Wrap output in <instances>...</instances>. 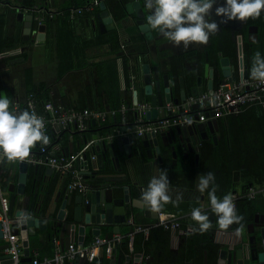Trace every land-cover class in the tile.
<instances>
[{"label": "crops", "instance_id": "obj_1", "mask_svg": "<svg viewBox=\"0 0 264 264\" xmlns=\"http://www.w3.org/2000/svg\"><path fill=\"white\" fill-rule=\"evenodd\" d=\"M31 1V0H28ZM34 4L25 5L24 0H0V96L7 94L13 102V110L23 111L27 109L26 101L33 98L39 110L42 103L50 100L55 104L72 106L77 109L91 108L109 110L119 108L121 104L128 106L127 119H122L120 113L115 116L110 114L105 121L91 118L87 120L85 130H79L74 124L70 128L58 129L51 125L47 135L50 142L46 147L55 153L69 154L85 149L88 156V177L83 174L86 183L103 182L108 180L110 185L127 187L131 198L140 199L147 188L148 182L154 175H158V169H167L169 195L173 201L182 197L177 205L168 203L161 212L174 213L179 216L178 227L160 229L161 225L152 224L158 219L159 213L142 207H134V216H128L119 224V231L113 230L110 224L102 223L99 236L112 237L122 234L126 237L136 224L151 225L148 232H135V235L147 238L151 232L149 248L154 251V256L143 254V239L137 238V246L141 247L140 256H136L133 245L128 250L119 246L108 254L104 248H100L95 258L90 261L84 252H79L72 260L64 264H215L217 251L223 248H231L235 239L234 230L239 227L233 224L231 230L220 229L217 224V216L211 211L207 191L200 193L197 190L198 175L211 171L215 174L217 196L231 193L237 203V214L244 217L242 223L247 232L249 223L260 221L264 213V176H246L235 165L222 163V154L234 153L233 162L237 158H244L246 163L259 158L264 154L262 141L261 106H251L239 113L229 114L217 118V128L212 130L207 126L205 137L201 142L192 147L190 151L177 147V154L172 156L168 146H163L160 140L161 160L155 155L146 152L147 148L132 147V155L125 150L116 147L117 164L108 150L104 151L101 161L92 150L93 140L86 142V132L91 135L112 129L119 133L121 126H126L127 131L134 125L135 104L140 101L150 102L149 95L145 92L142 64L148 63L153 79V67H157L160 80L162 75L168 74L170 94L180 98L182 87L187 96L193 94L192 88L196 85L202 88V92L215 86L225 77L222 74L220 58L227 57L236 80H244L241 72L245 57L248 79H251L249 71L253 54L260 51L264 55V12L258 19L246 21L228 20L224 17L213 15L220 25V30L210 36L209 42L204 44L193 43L184 48L177 47L169 42L158 30L151 29L152 37L146 39L136 23V16L126 12L125 3L129 0H103L109 11L112 21L106 26L101 25L97 14L100 13L99 2L90 10L77 15L74 19L68 18L67 9L74 4H86L93 0H34ZM145 21L151 11L146 9V1L141 0ZM225 0H217V5H222ZM215 7V6H214ZM52 12L50 18L44 22L34 24L37 19V10ZM44 12H41L43 14ZM30 14L31 25L25 15ZM44 15V17H45ZM39 21V20H38ZM44 24L43 28H39ZM256 27V32L252 29ZM141 61L137 68L136 61ZM209 68L213 69V77H209ZM206 73V74H205ZM200 77L199 84L197 78ZM156 81L153 79L155 88ZM159 90L164 98V85L160 82ZM137 91V101L134 92ZM201 92V93H202ZM186 96V97H187ZM164 101L158 107L156 116L167 114ZM175 103L173 101H170ZM179 102H183L180 99ZM178 102V103H179ZM151 103V102H150ZM152 105V104H151ZM154 105H152L153 108ZM151 108V109H152ZM146 117V113H145ZM152 118V117H151ZM127 121V122H125ZM206 121V120H205ZM263 122V121H262ZM100 124V125H99ZM130 124V125H129ZM106 125V126H104ZM108 125V126H107ZM51 128L53 129L51 131ZM110 138V137H109ZM261 138V139H260ZM86 142V143H85ZM40 144L32 150L31 154L38 152ZM214 147L216 158L207 159L208 150ZM99 152V151H98ZM17 163L0 164V195L8 198L14 196L12 216H19L24 210H33L38 216L46 220V227H29L34 233L28 232L29 252L24 255L23 261H28L36 251L40 257L49 256L54 251V242L61 246L59 232L57 235H48L50 225L57 220V214L63 208L67 217L73 216L76 199L79 195L89 196L90 187L85 193L79 190H68V177L44 164L27 163L26 182L23 193L17 191L18 170ZM78 166V165H77ZM231 169L229 170V167ZM243 167H239L241 170ZM229 174H222L221 171ZM236 171V172H235ZM95 172V174H93ZM235 172V175H234ZM233 174V175H230ZM248 181V187H244ZM9 183H13V190H8ZM88 186V185H87ZM253 186L258 190L252 198H247L246 192ZM121 191V187H117ZM69 198V203L65 199ZM79 198V197H78ZM239 199H242L239 201ZM138 204V201H135ZM203 205L208 213L212 228L203 234L193 233V227H198L191 219V211L194 207ZM86 211L83 209L81 219H85ZM156 214L155 216H152ZM85 223V222H84ZM85 231L82 243L78 241V223L71 229V242L88 245L96 236L91 223H85ZM255 228V227H254ZM169 229V230H167ZM162 231H168L162 233ZM18 234V233H17ZM19 236V245L23 253L22 238ZM164 239V240H163ZM123 238L115 242L121 244ZM134 241V238H133ZM165 244L158 249L154 244ZM7 239L0 237V264H7L10 259L6 251ZM206 257V260H205Z\"/></svg>", "mask_w": 264, "mask_h": 264}, {"label": "water", "instance_id": "obj_2", "mask_svg": "<svg viewBox=\"0 0 264 264\" xmlns=\"http://www.w3.org/2000/svg\"><path fill=\"white\" fill-rule=\"evenodd\" d=\"M146 1V0H145ZM100 13L97 14L98 19L102 22L101 25L106 26L112 21V17L109 11L106 9L105 1L101 0L99 2ZM125 9L128 13H133L136 16V23L139 25L144 37L149 39L152 37V31L150 30L147 21H145V12L141 3V0H129L125 3ZM31 15H25L28 20L27 26L31 25ZM45 25L40 24L39 28H43ZM256 30V27L252 29ZM256 32V31H255ZM243 70L241 72L242 77L248 78V70L243 56ZM220 64L222 69V74L228 80H236L233 74V69L230 66L229 59L227 57L220 58ZM153 79L156 81L155 88L152 87L153 79L151 75V68L148 63L142 64L143 78L145 82V92L149 95L150 102L153 106L152 109L146 112L147 119H153L158 111V107L163 104L164 101H173L178 103L184 100L187 96L184 88L182 87V77H180L181 85V95L180 98L173 97L170 94V83L168 79V74L164 73L162 75V81L157 70V67H153ZM209 77H213V69L209 68ZM206 74V73H205ZM200 77L197 78V84H199ZM160 82L164 85L165 95L162 96L159 90ZM212 87V80L209 83V88ZM202 88L198 85L192 88L193 94H201ZM134 98L137 101V91L134 92ZM197 107V104L194 105ZM213 111L207 112V116H211ZM152 117V118H151ZM212 130L213 126L217 128V118L210 117L206 121H193L192 125L189 126L185 124H179L171 126L167 130L157 131V132H146L142 135H136L127 131V125L121 126L119 133H115L112 129L110 132H105V136L101 137L100 132L91 135L86 132V142L93 140L92 150L97 154V158L101 161L104 151L108 150L109 155L113 157V160L119 164V159L116 155V147L120 150H125L129 155H132L133 146L146 147V152L150 153L151 156H156L161 160V147L160 140L163 146H168L172 151V156L175 157L177 154V147H181L183 150L190 151L193 146L201 142V139L205 137L206 127ZM58 129H64L61 124H55ZM110 137V138H109ZM85 142V143H86ZM99 151V152H98ZM16 169L18 170V181H17V191L23 193L24 185L26 182V172L28 164L26 161L16 162ZM88 156L84 153V157L79 160L78 165L82 168V173L89 176L91 173L88 170ZM52 168L49 167L48 170ZM95 174V172H93ZM90 187L89 196L79 195L77 197L76 205L74 206L73 216L67 217V212L65 209V203L63 208L57 214V220L50 225L49 236L57 235L59 232V240L61 248H66L71 242V229L78 223V241L82 243L83 234L85 231V223H91L92 229L95 235L100 234V227L102 223L110 224L113 226V230L119 231V224L124 222L128 216H134V207H142L140 199L131 198L130 191L127 187L110 185L109 181L87 183ZM14 184L9 183L8 190H13ZM117 187H121V191ZM69 203L70 199H65ZM14 201V196H11L9 203V209L7 214L11 217L12 231L18 233L23 244V254L26 255L29 252L28 248V232L34 233L32 230H28L29 227L41 226L46 227V220L38 216L33 210H24L19 216H12V205ZM138 201V204L135 202ZM146 209L148 206L144 205ZM83 209L86 211L85 219H81V213ZM153 214L152 216H155ZM260 221L251 222L247 226L248 235L237 234L236 229L234 230L235 239L232 241L231 248H223L217 251V258L215 264H264V213L260 216ZM85 222V223H84ZM233 224L229 227L231 230ZM255 227V228H254ZM244 229V228H243ZM0 237H3L2 225L0 222ZM7 247V244H6ZM9 257V254H7ZM206 260V257H205ZM2 264V263H1ZM93 264V263H92ZM204 264H207L205 261Z\"/></svg>", "mask_w": 264, "mask_h": 264}, {"label": "built area", "instance_id": "obj_3", "mask_svg": "<svg viewBox=\"0 0 264 264\" xmlns=\"http://www.w3.org/2000/svg\"><path fill=\"white\" fill-rule=\"evenodd\" d=\"M97 1L87 2L86 4H74L69 6L66 10L68 18L74 19L77 15L90 10ZM37 10V19L42 21L44 15L52 12H44L40 8H32ZM41 12H44L42 15ZM48 14V15H49ZM197 104V107L194 105ZM251 106H261L264 108V83L251 79L244 80H228L224 78L220 80L215 86H212L201 94H191L187 96L183 102L172 103L167 102L165 109L167 114L155 116L153 119H147L145 113L152 108L148 101H140L135 104V119L134 125L128 130L130 133L142 135L146 132H157L167 130L171 126L185 124L187 120L205 121L210 117H223L233 113H239ZM26 107L29 111L35 112L44 118L45 131L48 132L49 125L61 124L63 128H70L75 125L79 130H85L87 127V120L94 118L99 121H105L108 115L120 113L122 119H126L128 106L124 103L119 108H112L109 110L82 108L77 109L72 106H63L62 104H55L50 100H45L42 103V110L36 106L33 98L26 101ZM213 111V114L207 116V112ZM85 149L81 148L77 152L69 154L55 153L47 149L45 145H39L38 152L31 154L25 160L27 163L44 164L51 167L53 170L66 175L67 189L79 190L85 193L88 190L85 182L82 168L78 165L80 159L84 157ZM78 165V166H77ZM258 190L250 186L246 192L247 198H252ZM234 203H235V196ZM9 209L8 198L0 195V222L2 225L3 237L7 239L6 251L9 254L10 261L7 264H64L67 260H72L79 252H84L88 260L92 261L98 250L104 248L110 254L113 250L115 242L122 238H127L130 248L133 245V238L135 232L147 233L151 225L136 224L132 231L124 237L122 234H115L112 237L96 235L88 245H81L75 242H70L66 248H61L54 242V251L49 256L40 257L35 251L33 256L28 261H23V253L19 245V236L12 231V220L7 214ZM180 224L179 216L174 213L161 212L158 215L154 225H162L166 228H176Z\"/></svg>", "mask_w": 264, "mask_h": 264}, {"label": "clouds", "instance_id": "obj_4", "mask_svg": "<svg viewBox=\"0 0 264 264\" xmlns=\"http://www.w3.org/2000/svg\"><path fill=\"white\" fill-rule=\"evenodd\" d=\"M146 9L151 11L147 16V24L151 29L158 30L169 42L184 48L191 44L209 42L210 36L220 30L215 16L228 20L258 19L264 12V0H225L217 5V0H146ZM215 6V7H214ZM253 80L264 83V55L260 51L253 54L249 71ZM192 120L186 124L191 126ZM45 120L35 110H13V102L7 94L0 96V164L16 163L27 160L37 144L48 145L49 136L45 131ZM215 174L208 171L198 175L197 190L200 193L207 191L211 211L217 216L220 229H227L237 224V234L242 233L244 217L237 214L234 198L231 193L218 197ZM169 178L167 169H158L148 182L142 193L143 202L154 212H161L164 205L173 203L178 206L182 197L173 201L169 195ZM191 219L198 227H193V233L203 234L212 228L209 215L204 206L194 207Z\"/></svg>", "mask_w": 264, "mask_h": 264}, {"label": "trees", "instance_id": "obj_5", "mask_svg": "<svg viewBox=\"0 0 264 264\" xmlns=\"http://www.w3.org/2000/svg\"><path fill=\"white\" fill-rule=\"evenodd\" d=\"M34 0H31V1H28V0H24V3H25V5H29V6H31V5H33L34 4ZM44 14V13H43ZM42 14V15H43ZM50 17L48 16V15H45V17L43 18V21L44 22H46V21H48V19H49ZM35 21V25H36V23L37 22H39L38 20H34ZM136 63H137V68L136 69H138L139 68V65H141V61L139 60V61H136ZM127 115H128V113L126 114V119H127ZM260 117L262 118V120L260 121L261 122V129H260V132H261V134H263L262 135V143L264 144V112H261V114H260ZM263 121V122H262ZM125 122H127V121H125ZM128 123V122H127ZM127 125V124H126ZM130 125V124H129ZM50 125H49V128H48V132L47 133H49V129H50ZM53 129L51 128V131H52ZM62 131L63 132H65L66 130H64V129H62ZM260 138V139H261ZM48 149V148H47ZM221 162L224 164V163H226V164H229L230 162L232 163L231 164V166H236V167H238L237 169L238 170H236V171H241L242 173H243V175L245 174H247L246 176L248 177V176H251V179H249V180H253L252 179V177H257L258 179H260L261 177H263L264 176V154L261 156V157H259V158H255V157H253V159H252V161L248 164V163H246L245 162V159L244 158H237L234 162H233V157H234V153H227V154H222V151H221ZM205 158H207V159H212V158H216V154H215V152H214V147L213 148H210L209 150H208V153H207V156H205ZM231 166L229 167V170L231 169ZM239 167H243L241 170H239ZM235 171V172H236ZM235 172H234V175H235ZM221 173L222 174H229L227 171H225V170H223V171H221ZM230 175H233V174H230ZM251 181H248L247 182V184H245L244 185V187H248V184L250 183ZM252 184H254L253 182H251V185ZM240 200H242V199H239V201ZM237 203H238V201L236 202V209H237ZM160 229H165L162 225L160 226ZM166 230V229H165ZM167 230H169V229H167ZM168 231H162V233H167ZM143 239V254H150V255H153L154 254V251H152L150 248H149V244H151L152 243V241H151V232H150V234H149V236L147 237V238H143V235L142 236H140V235H138V236H136L135 235V237H134V241H133V248H134V251L135 252H139V253H137L136 254V256H140L141 254H142V252H140V251H142V250H140L141 249V247H138L137 246V238H139L140 240H141V238ZM164 240V239H163ZM127 242H128V240H127V238H123V241L121 242V244H117L115 247H113V250H116V248H118L119 246H121V248L122 249H124V250H128V247H127ZM154 245H156V247H158V249L159 248H163V247H165L166 245L165 244H154ZM141 253V254H140ZM86 256V255H85ZM154 256V255H153Z\"/></svg>", "mask_w": 264, "mask_h": 264}, {"label": "bare ground", "instance_id": "obj_6", "mask_svg": "<svg viewBox=\"0 0 264 264\" xmlns=\"http://www.w3.org/2000/svg\"><path fill=\"white\" fill-rule=\"evenodd\" d=\"M155 118V117H154ZM100 125V124H99ZM104 126H106V125H104ZM108 126V125H107Z\"/></svg>", "mask_w": 264, "mask_h": 264}]
</instances>
